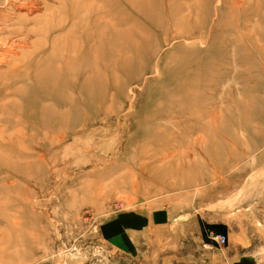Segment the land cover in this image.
<instances>
[{
  "label": "rangeland",
  "instance_id": "obj_1",
  "mask_svg": "<svg viewBox=\"0 0 264 264\" xmlns=\"http://www.w3.org/2000/svg\"><path fill=\"white\" fill-rule=\"evenodd\" d=\"M132 212L164 222L105 239ZM263 234L264 0H0V264H214Z\"/></svg>",
  "mask_w": 264,
  "mask_h": 264
},
{
  "label": "crops",
  "instance_id": "obj_2",
  "mask_svg": "<svg viewBox=\"0 0 264 264\" xmlns=\"http://www.w3.org/2000/svg\"><path fill=\"white\" fill-rule=\"evenodd\" d=\"M124 214L117 215L106 221L107 223H113L116 225L118 230H112V232L110 231L109 233L103 232L105 239L110 241L120 240L123 235L136 232L141 228L148 226L151 222L154 224H161L164 222L159 215L157 216L159 218L156 219L154 213L149 217L132 212L130 213L132 216H128L123 220ZM251 239L254 241L256 238L254 239V237H252ZM262 240H264V234ZM215 250L217 251H215L212 256L214 264H264V251L262 258H260L254 249L250 250L247 248L244 252H237L233 244H227L226 247Z\"/></svg>",
  "mask_w": 264,
  "mask_h": 264
},
{
  "label": "bare ground",
  "instance_id": "obj_3",
  "mask_svg": "<svg viewBox=\"0 0 264 264\" xmlns=\"http://www.w3.org/2000/svg\"><path fill=\"white\" fill-rule=\"evenodd\" d=\"M116 32L114 33V36L115 37L116 36H119L120 39H118V40L124 39V41L126 42V49L128 50V52H129V49L134 51L135 50L134 49L135 46L132 45V41L133 40L131 41V39H133V38L130 39L125 34L122 35V32H120V33L118 32L119 34H117ZM122 36H124V37L122 38ZM136 41H137V39H136ZM135 43H137V42H135ZM123 44H124V42H123ZM96 49L99 50L98 46H96L95 50ZM120 58H118V60ZM126 58H127V56H126ZM192 94L193 95L191 97V103H193L194 105L195 104H198L199 105V103H200L199 102V99L200 98L201 99L202 98L204 99V97H201V96H199V95H197L195 93H192ZM163 99H165V97ZM182 109H183V107H181V110ZM146 113H147V115L150 114L149 118H148V116H146V117L145 116L140 117L141 119H140V121L137 123V125L135 127L136 131L139 130L140 127H141L140 129H143V130L148 129L150 131H151V129H153V127L155 128V126H152V127L142 126V124H145L147 121H149V119H153L155 121V123H154L155 125H158V123H156V119L157 118H158V120H163V121H168L169 120L168 116H165V115H161V114H158V116L156 114L151 115L152 113L150 111H147ZM188 116H189L188 117L189 119H193V118L199 117V114H195L194 112H191L190 114H188ZM184 121L187 122V120H184ZM211 122H212V126H209V125H200V124L197 125V124H194L193 122L192 123H187V124H185V123L184 124L175 123V125L180 124L179 125V128L180 129L178 128L179 133H177L179 136H176L175 133H171L170 137L172 138L173 141H177V142L181 141V139L183 138V136L184 137L185 136H191V137H194V138L196 137L194 139V144H199L202 141H204L205 138L208 139V138L213 137V136L216 135V126L218 124V119L214 117ZM158 126H162V124L159 123Z\"/></svg>",
  "mask_w": 264,
  "mask_h": 264
},
{
  "label": "built area",
  "instance_id": "obj_4",
  "mask_svg": "<svg viewBox=\"0 0 264 264\" xmlns=\"http://www.w3.org/2000/svg\"><path fill=\"white\" fill-rule=\"evenodd\" d=\"M206 238L217 246H221L226 242V235L219 232L208 231L206 233Z\"/></svg>",
  "mask_w": 264,
  "mask_h": 264
}]
</instances>
